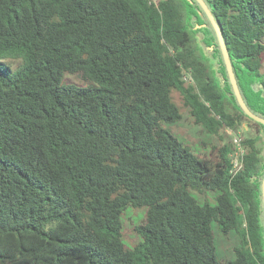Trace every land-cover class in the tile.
<instances>
[{
	"label": "trees",
	"instance_id": "16d2710c",
	"mask_svg": "<svg viewBox=\"0 0 264 264\" xmlns=\"http://www.w3.org/2000/svg\"><path fill=\"white\" fill-rule=\"evenodd\" d=\"M204 1L264 119V0ZM174 91L209 137L254 128L236 175L233 143L170 130ZM262 128L196 0H0V264H264ZM214 224L239 237L233 259Z\"/></svg>",
	"mask_w": 264,
	"mask_h": 264
},
{
	"label": "rangeland",
	"instance_id": "374dc122",
	"mask_svg": "<svg viewBox=\"0 0 264 264\" xmlns=\"http://www.w3.org/2000/svg\"><path fill=\"white\" fill-rule=\"evenodd\" d=\"M152 2L156 3L158 0H151ZM196 11L198 12L199 18H200V22L202 24L205 25V23L207 22L205 17L200 13L198 7L195 5L194 6ZM198 42L201 44V46H203V44H205L206 42H209L210 44L215 45L214 42V37L213 34L211 32V29L209 26L207 27H203V30L198 34L197 36ZM206 55V53H205ZM207 56V55H206ZM209 56V55H208ZM215 56L217 58H219L218 53L215 52ZM213 63H217V60L212 57L211 58ZM10 64L12 66H17L19 64L18 61H10ZM236 70L238 72V74L242 77L249 78L250 80V86H254L255 89L257 90V85L260 84L258 82L257 79H255V77H251L250 74L248 73L247 70H245V68L241 67L240 65L236 64ZM188 78H186L187 80ZM221 84L222 81H220ZM63 84H75L77 86H84L87 84L86 81H84L81 77V75H71V74H65L63 76ZM260 86V85H259ZM258 86V87H259ZM262 92L259 93L262 95V97L264 98V90L261 89ZM172 96H174V101L178 104V106L181 107V111L184 115V118L181 122H179L178 124L172 125L170 127V130L176 134L180 139L185 140V141H189L191 144L193 145H197L198 143H201L202 141H210V140H214V142L218 143L219 145H222L224 143H233V137L234 134H240L241 137H244L246 135H251L252 133L255 132L254 128H252V126L250 127L248 123L243 124L240 128L238 132H233L232 130H222L220 135L218 136H213V137H209L200 126L195 125L193 123V121L190 118V115L188 113V110H186L183 107V102L182 99L179 97V95L174 91ZM262 130H264V128H262ZM262 149H263V153H264V138L263 141L260 143ZM204 198V197H202ZM143 211L142 210H134V209H130L128 211V215L129 217H134V219H137V217H141L143 216ZM214 231L216 234V247H217V255L220 259L225 258V259H233L235 257V248L239 245V237L236 234H228V235H224L221 232L218 231L216 224H214ZM128 236L127 238H125V242L130 245L133 246L135 243H137L139 241V239L137 237H135L134 235H131V233L128 231Z\"/></svg>",
	"mask_w": 264,
	"mask_h": 264
},
{
	"label": "water",
	"instance_id": "95a60500",
	"mask_svg": "<svg viewBox=\"0 0 264 264\" xmlns=\"http://www.w3.org/2000/svg\"><path fill=\"white\" fill-rule=\"evenodd\" d=\"M196 1L200 4L202 9L206 13L207 17L209 18L211 24L213 25V27H214V29H215V31L217 33V36H218V39H219V43H220V46H221V50H222V53H223V57H224V60H225V65H226L227 72H228V75H229V79H230L234 94L236 96V99H237L239 105L241 106L242 110L245 112V114L248 117H250L254 121L264 125V119L260 118L257 115H255L248 108V106H247V104H246V102H245V100L243 98L242 92L240 90V87H239V84H238V81H237V78H236V75H235V72H234V69H233V65H232V62H231L230 55H229L228 49H227V47L225 45V42H224V39H223V36H222V33H221V30H220V27H219L218 23L216 22L213 14L211 13V11H210L209 7L207 6V4L205 3V1L204 0H196ZM262 188H263V198H264V180H263Z\"/></svg>",
	"mask_w": 264,
	"mask_h": 264
},
{
	"label": "built area",
	"instance_id": "2783aa9c",
	"mask_svg": "<svg viewBox=\"0 0 264 264\" xmlns=\"http://www.w3.org/2000/svg\"><path fill=\"white\" fill-rule=\"evenodd\" d=\"M187 81L191 82L190 78H188ZM228 130H230V129H228ZM233 145L235 148V152L232 155V169H231L230 173L234 176L243 167L242 157L244 155V149L242 147V137L240 134H234Z\"/></svg>",
	"mask_w": 264,
	"mask_h": 264
}]
</instances>
